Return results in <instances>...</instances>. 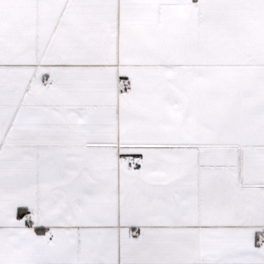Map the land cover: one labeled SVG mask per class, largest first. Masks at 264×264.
<instances>
[{
    "label": "snow or ice",
    "instance_id": "obj_1",
    "mask_svg": "<svg viewBox=\"0 0 264 264\" xmlns=\"http://www.w3.org/2000/svg\"><path fill=\"white\" fill-rule=\"evenodd\" d=\"M0 264H264V0H0Z\"/></svg>",
    "mask_w": 264,
    "mask_h": 264
}]
</instances>
